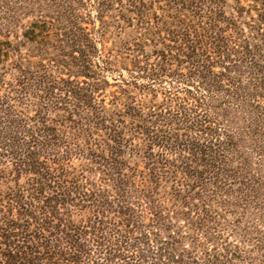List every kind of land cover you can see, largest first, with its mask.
I'll return each mask as SVG.
<instances>
[{
  "label": "trees",
  "instance_id": "16d2710c",
  "mask_svg": "<svg viewBox=\"0 0 264 264\" xmlns=\"http://www.w3.org/2000/svg\"><path fill=\"white\" fill-rule=\"evenodd\" d=\"M234 1L237 7L227 16L228 0H96L102 41L110 26L119 34L129 30L128 35L141 36L125 44L126 58H116L110 49L99 52L83 29L69 36H35L36 26L28 28L23 36L31 42L27 59L15 54L12 42L0 41V264L111 263L116 254L109 227L128 238L143 225L134 222L130 202L138 192L136 206L146 199L161 222L155 196L162 182L170 180L180 198V182L200 180L199 168L218 162L222 141L211 119L197 111L202 102L170 103L158 111L144 103L118 108L115 98L107 108L101 97L108 82L100 72L130 66L137 72L132 75L152 81L207 82L215 66L229 71L244 61L259 72L249 40L238 45L231 39L245 36L237 19L251 13L241 0ZM254 1L264 6V0ZM258 13L249 15V28L262 40L264 7ZM37 24L39 30L46 27ZM151 45L162 48L152 62L144 52ZM31 55L41 60L32 62ZM9 71L17 73L10 83L5 80ZM128 133L141 135L142 141L134 144ZM126 150L145 161L146 171L129 166ZM73 157L98 166L102 182L111 187L103 190L91 182L88 166L72 168ZM189 199L181 198L182 205ZM193 207L196 214L186 216L187 236L171 232L172 221L160 223L169 241L154 235L157 245L163 244L159 264H252L250 251L224 238L225 217L203 205Z\"/></svg>",
  "mask_w": 264,
  "mask_h": 264
},
{
  "label": "rangeland",
  "instance_id": "374dc122",
  "mask_svg": "<svg viewBox=\"0 0 264 264\" xmlns=\"http://www.w3.org/2000/svg\"><path fill=\"white\" fill-rule=\"evenodd\" d=\"M227 5L226 15L230 16L234 12L232 7L236 8L237 4L234 0H228ZM241 5L251 9L249 15L254 18L258 17V10L264 7L263 4L257 6L254 0H241ZM95 6L96 0H0V41L12 42L15 54L20 53L27 59L31 54V42L26 41L23 36L28 28L36 26L35 36H69L67 33L72 31L76 34L79 32L76 29H83L94 38L99 52H103L104 48L108 53L110 49L116 58L128 57L123 50L125 44H132L141 36H130L129 30L126 31L127 34H119L114 26H110L102 41L97 33L100 20L96 16L98 12ZM249 15L237 19L238 30L245 36H241V39L240 36H231V39L238 45L242 39L249 40L259 72L245 61L237 67H230L229 71L220 65L215 66L216 74L211 75L207 82L197 78L178 81L170 77L152 81L142 78V75H132L131 73L137 72L132 71L130 66H113L110 71L107 69L100 72L102 80L108 82L104 87L105 94L101 97L107 108L112 107L111 103L115 98L119 102L118 108L124 103H144L147 107L154 106L158 111L167 107L166 104L191 105L197 104L198 100L202 105L197 111L211 119L213 128L217 130L215 136L222 141L215 154L219 158L218 162L199 168L204 172L200 180H186L183 185L179 183L177 189L181 190L178 193L180 198L174 195L175 187L170 180L162 182L158 195L155 196L162 206L161 222H157L154 210L146 199L136 206L140 192L130 200L136 212L134 222L139 221L143 225L138 230L134 229L128 238L123 232L119 234L114 226L109 227L107 234L113 243L116 257L107 264H159L158 247L163 244L157 245L154 235L158 234L164 242L169 241L168 234L160 231V223L169 224L172 221L174 226L171 232H183L187 236L189 231L186 216L197 212L193 205L200 208L202 205L206 206L204 208L213 214L225 217L228 226L222 231L224 238L250 251L248 254L253 260L252 264H264V26L261 40L249 28ZM108 21L111 20L108 18ZM40 22L46 25L42 30L36 25ZM159 49L162 48L156 49L151 45L145 47L144 52L152 56V62L153 53ZM31 56H35L30 58L32 62L41 60L37 55ZM99 62L100 59L96 58L95 63ZM16 75L15 71H9L5 80L10 83ZM63 77L67 78L65 74ZM127 138L138 144L143 137L128 133ZM131 156V151L126 150L124 160L130 163L129 166L136 165L140 171H146L145 161ZM70 165L77 170L88 166L86 174L91 182H95L99 188L103 187V190L111 187L110 183L102 182L98 166L88 165L85 159L73 157ZM179 177L183 181V176ZM140 179L139 176L136 180ZM186 184L193 188H187ZM188 195L191 197L187 200L189 205L183 206L180 199H186ZM184 246L189 248L190 241H185Z\"/></svg>",
  "mask_w": 264,
  "mask_h": 264
}]
</instances>
